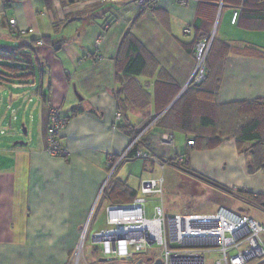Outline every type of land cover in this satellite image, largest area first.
Returning <instances> with one entry per match:
<instances>
[{"label":"crops","instance_id":"1","mask_svg":"<svg viewBox=\"0 0 264 264\" xmlns=\"http://www.w3.org/2000/svg\"><path fill=\"white\" fill-rule=\"evenodd\" d=\"M243 1L157 0L147 11L136 0H0V264H72L89 223L103 219L105 229L107 208L132 204L143 181L163 180L162 195L149 198L165 217L164 196L179 192L171 191L176 179L210 199L216 210L202 215L234 214L239 203L264 210L238 194L264 196V169L249 171L251 143L230 137L213 149L189 147L194 138L154 125L189 89L197 43L209 38L226 48L216 70L219 103L264 101V0ZM137 55L143 71L127 74L128 59ZM20 58L32 63L29 71L20 62L18 71L7 68ZM53 107L66 119V157L46 153ZM21 119L23 134L16 128ZM170 133L174 147L163 140ZM139 152L162 161L186 155L188 171ZM151 257L146 261L156 264Z\"/></svg>","mask_w":264,"mask_h":264},{"label":"built area","instance_id":"2","mask_svg":"<svg viewBox=\"0 0 264 264\" xmlns=\"http://www.w3.org/2000/svg\"><path fill=\"white\" fill-rule=\"evenodd\" d=\"M191 2L192 0H177V4L180 6H187ZM136 3L142 10L151 11L156 9L157 0H136ZM238 17L239 12H235L233 24L237 22ZM10 27L14 31L17 29L15 20L10 21ZM190 31L188 27L184 33L189 34ZM212 43L213 39H208L197 45L196 57L199 65L189 86L204 81L205 61ZM122 118L121 113L116 115L117 121ZM65 125L66 119L60 109L51 108L47 132V155L51 157L67 156L66 148L60 144V136ZM145 132L135 137L129 149L120 157L119 162L128 157V153ZM163 140L169 147L175 146L172 134L163 136ZM194 145L193 141L188 142L189 147ZM136 157L151 159L159 164L165 162L171 165L172 162L178 167L184 163V159L176 154L169 161H162L140 152ZM162 193V179L143 181L140 189L141 196L132 204L113 205L107 208V227L91 236L93 245L100 248L103 258L131 262L137 260L138 256L141 257L152 252L154 247H158L160 252L151 257L152 263L160 260L161 264H206V255L213 248L221 247L222 258L216 264H247L256 258L264 260V243L260 237L264 234V226L248 217H239L221 209L214 215L178 216L167 221L163 209L156 207L154 218L148 219L145 211L147 199L155 195H162ZM244 245L248 247L242 249ZM232 249L238 251L234 256L229 254V250Z\"/></svg>","mask_w":264,"mask_h":264},{"label":"trees","instance_id":"3","mask_svg":"<svg viewBox=\"0 0 264 264\" xmlns=\"http://www.w3.org/2000/svg\"><path fill=\"white\" fill-rule=\"evenodd\" d=\"M224 2H237V0H224ZM247 3L248 0L243 1V4ZM243 10L241 11L243 12ZM205 41L206 39L199 43ZM225 53L226 48L221 47L214 39L205 61L204 81L190 86L154 125L164 131L178 132L187 138H194L189 140L195 143L193 147H197V144L200 143L199 145L207 149H213L225 138L230 137L237 138L240 143H251L252 161L249 171L255 173L264 169V101L227 105L219 103L217 100L219 76L216 70L218 58ZM12 62L14 65H7V68L13 71L19 70L17 62L25 66L23 67L24 71H29V68H32V63L23 58ZM144 67V58L137 55L128 59L125 70L127 74L138 76ZM178 157L184 159L182 166H175L172 162L171 166L188 171V157L186 155H178ZM238 194L254 205L264 206V196H255L246 191H240ZM258 264H264V260L261 259Z\"/></svg>","mask_w":264,"mask_h":264},{"label":"rangeland","instance_id":"4","mask_svg":"<svg viewBox=\"0 0 264 264\" xmlns=\"http://www.w3.org/2000/svg\"><path fill=\"white\" fill-rule=\"evenodd\" d=\"M220 17V14H219ZM217 31V28H216ZM215 31V33H216ZM211 39V38H209ZM213 39V38H212ZM197 61V66L196 69L199 65V61L196 57ZM195 69V70H196ZM7 114L8 121L10 123L13 122V115L11 114L10 111L4 110V115ZM28 115V114H27ZM22 119L17 123V130L23 134V125ZM11 131V129H8V132ZM176 183L173 184V188H171V191L179 190V192L174 193V192H169L168 194L166 193L164 196V205L166 209V219L167 221L171 218H174L175 216L178 215H187V214H193V215H202V214H210L212 211H215L216 209L212 210L210 204V199L205 198L204 196H195L198 193V190L196 191L197 193H192V189L188 184V182H184L183 180L176 179ZM189 204L188 207H186ZM158 205V200L157 199H152L149 198L148 201L146 202V210L147 214L146 217L148 219L154 218V207ZM170 208L173 209L170 211ZM189 208V209H188ZM256 208V207H254ZM168 209V210H167ZM234 214L237 216H249L253 218L255 221L259 222L261 225L264 226V210H258L253 209L252 206L246 204V203H239L232 209ZM104 223L103 219L99 220H93L89 223L87 227V234L84 233L83 239L80 242L78 252L76 253L75 257L72 260V264H122V260H111L109 262H101V259L103 258L100 254V251L98 247L93 245V240H92V235L97 233V231H100L104 226H102ZM90 228V229H89ZM103 230V229H102ZM86 232V231H85ZM94 232V233H93ZM85 237V238H84ZM261 240L264 243V234L261 236ZM248 246L244 245L242 249H246ZM96 250L94 253L93 250ZM221 248V247H217ZM160 252V248L154 247L153 251L148 254L146 257H137V261H142L141 264H150L149 262L146 261L147 257L153 256L155 253L158 254ZM237 251H230V255L236 254ZM145 256V255H144ZM222 257L220 253L218 252H212L211 254H207V261L208 264H214L216 259H219ZM261 259H254L249 262V264H257ZM217 263V261H216Z\"/></svg>","mask_w":264,"mask_h":264},{"label":"water","instance_id":"5","mask_svg":"<svg viewBox=\"0 0 264 264\" xmlns=\"http://www.w3.org/2000/svg\"><path fill=\"white\" fill-rule=\"evenodd\" d=\"M24 133H26V130H25V129H24ZM15 145H25V143H23V142H17V143H15ZM109 260H111V259H106V260H104V261H109ZM148 261H151V259H149ZM141 262H142V261H140L139 264H141ZM156 264H161V261L158 260V261L156 262Z\"/></svg>","mask_w":264,"mask_h":264}]
</instances>
